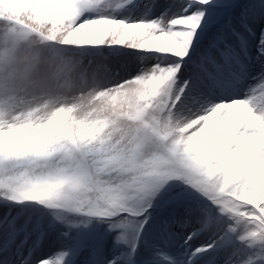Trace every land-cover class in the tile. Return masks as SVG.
I'll list each match as a JSON object with an SVG mask.
<instances>
[{
    "label": "snow or ice",
    "instance_id": "1",
    "mask_svg": "<svg viewBox=\"0 0 264 264\" xmlns=\"http://www.w3.org/2000/svg\"><path fill=\"white\" fill-rule=\"evenodd\" d=\"M0 264H264V0H0Z\"/></svg>",
    "mask_w": 264,
    "mask_h": 264
}]
</instances>
